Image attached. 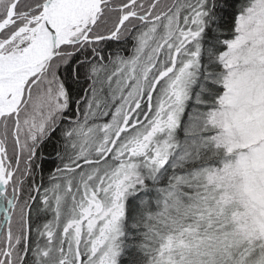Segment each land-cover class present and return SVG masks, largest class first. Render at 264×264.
Returning a JSON list of instances; mask_svg holds the SVG:
<instances>
[{
	"label": "trees",
	"instance_id": "16d2710c",
	"mask_svg": "<svg viewBox=\"0 0 264 264\" xmlns=\"http://www.w3.org/2000/svg\"><path fill=\"white\" fill-rule=\"evenodd\" d=\"M42 1L22 0L19 6L26 4L17 9ZM141 1L126 6L130 0H103L91 37L109 36L126 11L136 15L117 35L62 47L68 56L57 73L67 107L39 137L29 162L25 157L15 169L17 147L11 150L10 140L3 139L5 171L13 173L6 203L12 210L14 197L16 205L11 234L0 211V264H9L12 249L16 264H64L67 256L71 264L82 261L70 243L72 223L91 191L116 170V156L128 157L146 135L147 122L167 98L169 69L196 43L197 64L173 130L172 152L159 167L134 156L143 176L125 198L115 264H196L195 257L197 264L264 263L262 239L234 238L239 204L228 201L227 186L217 184L215 173L231 155L216 142L211 121L226 91L223 54L238 34L239 17L257 0H144L138 6ZM196 15L197 36L184 45L179 31ZM4 119L14 122L11 115Z\"/></svg>",
	"mask_w": 264,
	"mask_h": 264
},
{
	"label": "rangeland",
	"instance_id": "374dc122",
	"mask_svg": "<svg viewBox=\"0 0 264 264\" xmlns=\"http://www.w3.org/2000/svg\"><path fill=\"white\" fill-rule=\"evenodd\" d=\"M14 1L0 0V26L9 17V9ZM21 1L19 0L13 7L8 24L0 32V56L2 57H9L16 48L25 55L31 47V43L27 40H30L37 31L38 8L44 0L33 8L23 11L17 9L26 4L23 2L19 6ZM138 1L130 0L126 6ZM143 2L145 3L142 0L138 6L143 5ZM99 6L101 10L98 19L91 24L88 35L85 38L82 36L87 32L85 26L91 19L96 4H93L94 8L90 9L87 18L73 25L71 39L76 40L82 37L85 41L79 42H88L91 38L97 41L96 38L100 35L91 37V34L105 9L103 0ZM164 14L156 18H162ZM124 15L128 17L123 24L136 14L135 11H126L120 16V21ZM238 22V34L229 42V48L223 54L222 61L226 67V91L220 98V106L215 109L211 120L218 132L216 142L230 153L231 158L215 170V173L219 174L217 184L227 186L225 196L228 201H237L239 204V210L236 212L239 226L234 233L235 240L243 239L238 238L240 235L244 238L253 237L264 241V0H257L245 14L239 17ZM200 23V17L196 15L187 29L182 28L179 31V35L181 34L179 37L184 45L193 42L197 36L196 28L201 25ZM115 31L113 36L119 33L115 34ZM62 47L47 70L37 73L26 81L20 98L13 93L7 96L8 99L14 97L13 102H8L9 107H15L20 100L16 109L11 108L0 118L1 144L3 147L6 145L3 140V132H5L10 140V143H7L8 148L14 150L17 147L15 169L23 158L27 157L29 162L34 155L33 143L49 131V127L60 118L67 107L65 86L57 73L58 64L65 62L68 56V51L62 50ZM198 47L197 43L192 44L191 51L186 48V58L183 57L178 61L177 57V61H174L172 69L168 71L173 75L169 76L167 98L162 99L156 116L147 122L149 130L146 135L136 143L128 157L123 158L121 153L116 156L120 160L116 170L105 177L94 192L91 191L88 203L82 209L80 208L79 220L72 223V226L70 224V228H73L70 243L76 251L74 255L76 259H82L78 264H115L119 249L118 241L122 234L125 198L128 191L143 176L141 167L134 156L151 158L149 164L152 166L155 163L154 166L157 167L167 161L172 152L173 130L179 123L188 94L187 88L193 77V66L197 64L195 57ZM1 91L0 89V94ZM6 115L14 118L12 124L5 121ZM13 146H15L14 149H12ZM5 152L1 149L0 170L7 188L13 176L8 179L10 173L4 169L7 163ZM2 154L4 161L1 158ZM7 157H10L9 153ZM10 222L11 219L7 221L8 234H11ZM9 240L8 243H10ZM11 252L8 262L16 264L17 251L12 249ZM197 260L198 257H195V260L191 261H196L197 264ZM71 262L70 256H67L64 264H71Z\"/></svg>",
	"mask_w": 264,
	"mask_h": 264
},
{
	"label": "water",
	"instance_id": "95a60500",
	"mask_svg": "<svg viewBox=\"0 0 264 264\" xmlns=\"http://www.w3.org/2000/svg\"><path fill=\"white\" fill-rule=\"evenodd\" d=\"M19 0H15L12 5L10 6V13L9 17L3 21L2 25L0 26V32L6 25L8 24V21L10 20L12 16V9L17 4ZM98 7V12L95 15V19L91 24H94L98 19V14L101 10V7L99 6L101 4V0H96ZM89 0H44V2L39 6L38 10L39 13L37 15L39 24L37 26L38 36L36 39L39 38H45L46 39V45L45 47H42L43 54L40 57H36V59H31V52L35 48V44L30 47V49L27 51V60L25 62L17 64L16 62L14 64H3V67H0V85L4 84L5 81H8V83H15L16 81H23L26 83V81L35 76L37 73H41L44 70H47L51 62L56 58L58 54V50L61 48V46L65 44H74L78 43L80 39H69V37L65 38L66 40H61L60 37L65 31L64 29H67L74 20V18L77 16L78 13L83 10L84 6L87 5ZM69 12L67 13V11ZM66 13L68 14L66 16ZM56 15V18H55ZM59 16V18H57ZM128 16L124 15L123 18L120 21V24L118 26V29L123 24V22L126 20ZM91 26V25H90ZM90 26L88 27V31H90ZM87 31V33H88ZM87 33H85L86 37ZM114 33L110 34L109 36H99V38H96V40L103 39V38H110L113 36ZM47 47L46 51L45 48ZM23 92V90H22ZM21 92V94H22ZM20 94V95H21ZM10 111V109H9ZM5 114L4 112H0V118L1 116ZM1 120V119H0ZM0 188L5 191V184L3 182L2 177H0ZM9 219L11 215H8Z\"/></svg>",
	"mask_w": 264,
	"mask_h": 264
},
{
	"label": "bare ground",
	"instance_id": "6f19581e",
	"mask_svg": "<svg viewBox=\"0 0 264 264\" xmlns=\"http://www.w3.org/2000/svg\"><path fill=\"white\" fill-rule=\"evenodd\" d=\"M93 4H97L96 3V0H89V2L87 3V5H85L83 8V10H81V12L80 13H78L77 14V16L74 18V20L72 21V23H71V25L69 26V27H67V29H64L65 31L63 32V34L61 35V37H60V39L61 40H66L65 38H67V37H69V39H71V34H72V28H73V25L75 24V23H79V21H81L82 19H85V18H87V14L90 12V9L93 7ZM94 8V7H93ZM68 10V9H67ZM69 12V10L67 11V13ZM84 12V13H83ZM98 12V7L96 6L95 8H94V12H93V14H91V19L88 21V23L86 24V30L88 31V27L91 25V23L94 21V19H95V15H96V13ZM66 13V16L68 15ZM55 18H56V15H55ZM57 18H59V16L57 17ZM119 26V25H118ZM118 26L116 27V29L118 28ZM84 27V28H85ZM118 30H120V29H117L116 31H115V34L116 33H118L119 31ZM90 31H88V33H89ZM85 33H87V32H85ZM85 33H84V35H82L83 37L85 36ZM88 33H87V35H88ZM86 35V36H87ZM37 36H38V31H36V32H34V34H33V36L31 37V39L30 40H27L28 42H30L31 43V46H33L34 44H35V48H34V50L31 52L32 54H31V59H36V57H40L42 54H43V52H42V50H43V48L42 47H45V45H46V39H47V37H45V38H39L38 37V39H36L37 38ZM79 39L81 40V41H85V39H83L82 37H79ZM87 40V39H86ZM91 40L92 41H95V38H91ZM97 41H99V40H97ZM68 44V43H67ZM67 44H65V45H63V47L64 46H66ZM62 47V46H61ZM46 49H47V47L45 48V51H46ZM20 49L18 48H16V49H14V52H12L11 54L12 55H10L9 57H2V56H0V67H3L4 65L3 64H7V63H9V64H14L15 62L17 63V64H19V63H22V62H25V60H27L28 58H27V52L25 53V55H23V53L21 52V50L19 51ZM23 55V56H22ZM22 56V57H21ZM18 58H19V60H18ZM32 78V77H31ZM25 85V83L23 82V81H16L15 83H8V81H5L4 82V84H2V85H0V89L2 90L1 91V94H0V112H4V113H6V111H9V109H16V107L18 106V103H19V101H18V103L15 105V107H9V106H7V104H8V102H13V99H14V97H12V98H10V99H8V95L9 94H11V93H13V94H17V96L19 97L20 96V94H21V92H22V90L24 89V86ZM20 98V97H19ZM4 115V114H3ZM3 136H4V140H8L9 139V136H8V134L6 133V135H5V132H3ZM11 138H12V135L10 136ZM1 139H0V154H1V149L2 150H6V146H4L3 147V145L1 144ZM35 143L36 142H34L33 143V146L35 147ZM1 158L3 159V161H4V156H3V154L1 155ZM5 166V165H4ZM5 169V168H4ZM0 176L1 177H3V173L1 172V170H0ZM13 176V173H10V175H9V178L8 179H10L11 177ZM3 179V178H2ZM3 182H4V180H3ZM1 185V184H0ZM6 191H7V188H6V184H5V191L3 192V190L0 188V211H4V213L6 214V216H7V218H8V220L10 221V219L12 218V212H13V210H14V207H15V202H14V197H11L10 199H9V205H12V210H10V208H9V206L7 205V203H6V201H7V197H8V194H6ZM8 215H11V217H10V219H9V216Z\"/></svg>",
	"mask_w": 264,
	"mask_h": 264
}]
</instances>
